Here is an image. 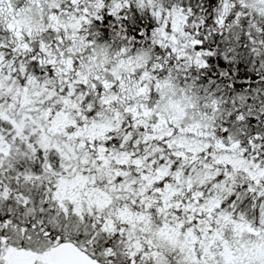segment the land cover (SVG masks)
<instances>
[{"label": "snow or ice", "instance_id": "obj_1", "mask_svg": "<svg viewBox=\"0 0 264 264\" xmlns=\"http://www.w3.org/2000/svg\"><path fill=\"white\" fill-rule=\"evenodd\" d=\"M0 264H264V0H0Z\"/></svg>", "mask_w": 264, "mask_h": 264}]
</instances>
